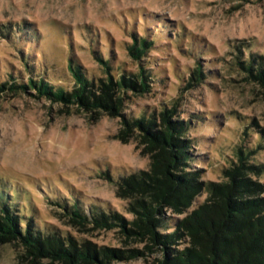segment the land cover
I'll return each instance as SVG.
<instances>
[{"label": "rangeland", "instance_id": "obj_1", "mask_svg": "<svg viewBox=\"0 0 264 264\" xmlns=\"http://www.w3.org/2000/svg\"><path fill=\"white\" fill-rule=\"evenodd\" d=\"M135 37L150 42L139 59L128 53ZM254 53L264 55V0H0V197L22 229L30 223L97 254L36 259L12 239L0 242V264H163L167 247L130 225L136 214L118 181L148 171L150 160L144 145L116 137L122 117L74 113L11 83L41 76L70 90V64L96 83L142 69L149 88L126 91L124 113L160 122L167 111L189 123L186 169L217 184L239 163L238 149L264 163V86L239 64ZM254 179L264 182V172ZM208 196L200 190L186 212ZM74 204L87 215L81 224L66 209ZM92 211L114 213L136 232L96 226ZM163 212L171 221L184 215ZM110 249L121 256L103 259Z\"/></svg>", "mask_w": 264, "mask_h": 264}, {"label": "trees", "instance_id": "obj_2", "mask_svg": "<svg viewBox=\"0 0 264 264\" xmlns=\"http://www.w3.org/2000/svg\"><path fill=\"white\" fill-rule=\"evenodd\" d=\"M149 45L143 37H135L128 53L139 59ZM104 64L107 67L108 63ZM239 64L264 86V55L254 53L247 61L239 60ZM69 69L74 76L70 90L50 85L41 76L29 78L26 84L11 83L9 87L33 88L41 96L74 113L94 112L97 119L105 114L120 115L124 129L116 137L144 145L142 153L150 160L148 171L132 173L118 181L119 191L130 199L131 210L136 214L130 225L138 232L125 228V221L114 213L92 211L96 226L112 227L120 223L128 234L149 235L147 240L150 242L167 246L163 264H264V182L254 179L264 172V163L248 161L251 150L238 149L239 163L225 171L227 181L217 184L199 181L195 171L186 169L190 158V146L185 138L189 123L180 118L172 121L167 111L159 112L160 122L153 113L147 117H131L123 111L126 91L148 90V76L144 70L121 74L116 79L109 75L106 80L96 83L85 77L78 67L70 64ZM5 86V83L0 84V91ZM204 188L209 196L186 212L193 197ZM66 209L73 216L72 220L79 224L87 219L76 204ZM164 209L184 215L171 221L163 216ZM18 220L11 205L1 196L0 242L18 239L36 259L44 256L68 263L66 259L79 262L97 258L88 245L85 250L78 249L72 242L65 247L59 236L40 232L30 223L22 229ZM117 252V249H110L109 255L103 253L102 258L121 256Z\"/></svg>", "mask_w": 264, "mask_h": 264}]
</instances>
